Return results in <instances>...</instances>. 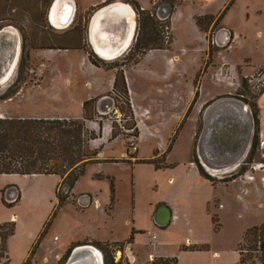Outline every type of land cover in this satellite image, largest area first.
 Segmentation results:
<instances>
[{
	"label": "rangeland",
	"instance_id": "374dc122",
	"mask_svg": "<svg viewBox=\"0 0 264 264\" xmlns=\"http://www.w3.org/2000/svg\"><path fill=\"white\" fill-rule=\"evenodd\" d=\"M55 1L0 0V30L3 27L13 29L15 31V43L18 42L20 48L16 79L12 84L7 85L6 89L0 87V104L6 105V101L15 98V103L11 101V105L5 107L11 113V119L84 120L78 118L82 115L83 105L86 101L94 100L95 103L91 106L94 120L85 122L86 128L89 131H94L97 137L94 141L97 147H93L94 142H91V149L102 152L103 147L106 146L103 144L110 145L116 141L112 147L113 149L108 152L109 155L121 157L124 153L128 154V156L124 154L119 158V163L124 160L133 162L140 150L143 157L149 156L151 152L154 156L157 155L155 159L158 160L160 167L166 164V155L180 126L183 128L181 131L183 137L179 144L182 150H185L189 144L192 124H198L200 130L198 135L200 134L204 127L203 115L201 114L197 119L191 117L193 112L198 109L201 111L204 109L205 111L210 107L214 108L218 105V102L224 101L234 104L244 103L254 124V104H257L260 109V101L264 100V93L262 94L264 91V0H236L233 8L222 21L218 19L228 6L229 0H177L175 11L167 18H171V27L169 26V28L166 23L168 20L159 17V12L162 9L168 13L170 8L162 0L152 11L147 10V13L152 12L158 18H154L156 33H159L165 42L175 38V44L170 49L165 50L167 52L157 50L148 52L150 55L144 59L145 55L139 63H135V60H139L141 57L140 50L135 49L137 38L139 34L143 36L147 32L154 31L151 29L141 31L139 21H143L145 17H139L140 9L134 4L130 3L136 11L138 25H136L134 31L136 35H134L135 38L130 48L117 59L105 60L95 52L90 40V19L94 16L96 10L90 9L86 14L77 13L74 23L68 29H57L50 22V12ZM128 1L125 0L124 3H129ZM135 1L145 5L146 8H151L153 3L152 0ZM203 14L215 18L213 22L207 20L204 22L205 31L200 30L196 24V18ZM226 26L232 28L233 31L244 33L248 37L246 46H242L241 40L238 39L237 42L241 46L236 47L234 40H231V38L234 39V34L233 32L230 33ZM258 30H262L263 35L259 36ZM220 31L228 37V40L223 44L216 37ZM205 37L206 39H204ZM13 44L14 40L11 41L10 36L8 38L6 35H0V61L13 58L14 52L10 47ZM206 45H209V47L205 49ZM185 47L189 51L187 54L183 53L184 51L182 52V48ZM172 49L177 54L175 51L174 53L168 52ZM87 52L95 55L99 61L98 66L90 62ZM181 52L185 55H181ZM143 59L144 62L142 63ZM166 61L179 67L175 75L169 76L172 79L178 77L183 81L188 80L193 78V75L201 68V72L196 79V95L190 105L191 109L188 115L181 120L176 132L172 134L169 130L178 121L177 118H156L155 108L153 109L155 102L152 104L150 101L148 102L149 97L145 93L149 90L155 96L156 84L154 85L152 81L145 80L144 77L140 76L141 69L143 72L146 70V73H149L150 76L154 75L155 78L161 79L162 74H157L155 70L165 67ZM1 68L2 64L0 62V76L2 73ZM213 68L216 69L213 70ZM209 70H212V74L207 77L205 85L212 91L215 88L219 92L230 91V93L222 94L224 96L217 95L216 98L207 101L204 105L205 108H202L203 102L199 100L202 88L199 83L202 80L203 72L208 73ZM218 72H220L222 78L212 77ZM118 74H123L125 78L128 76L131 80L133 91L127 83L130 111H128L126 103L113 94L114 80ZM183 74H185L184 77ZM248 74H252L253 77H248ZM244 82H246L245 87ZM242 94H245V97H242ZM2 97L7 99L2 100ZM160 103L163 102L160 101ZM131 111L138 128V139L128 137V127L132 126V122L128 117ZM114 130L118 134L116 139H112ZM253 130L252 145L254 138L257 137L255 124ZM143 132L145 134L144 139H152L154 142L143 144L145 140L142 142L140 140ZM262 132H264V127L261 124L258 147L250 163L246 162V159V163L244 162L236 171L219 172L213 176H220L221 179H224L223 182H230L234 178H240L247 171L251 172L250 166L253 163L264 161L262 157L264 151L260 148V134ZM104 133L109 134L108 140L100 143ZM159 142L166 145L164 155L161 156L157 150ZM194 156L197 160L196 154ZM101 162L103 161L101 160ZM106 171L116 179L117 216L120 220L107 222L103 215L99 213L96 216L85 213L72 218L71 215L65 212L61 215V221L58 220V223L50 230L45 240L46 255L44 258L39 259L32 255L25 264H66L70 256L67 258L65 255L64 258L59 259L57 250H62L68 242L84 243L87 241L86 238L100 241H123L128 238V225L124 224L123 217H126L132 207L131 199L134 190L132 170L127 164L113 163L107 165ZM261 175L263 176L264 173L258 171L256 184H248V187L254 188L258 193L260 192L258 189L264 191ZM93 181L90 182L89 177H85L81 182L80 189L91 188V184H96ZM101 184L107 188L110 182L106 181ZM14 192L16 193V191ZM50 195V191L46 193L43 204L39 208V213L36 214V228L40 219L45 217L49 211V200L47 198ZM73 196L71 197L72 203L69 202L78 208V197L74 194ZM87 200L88 198H84L82 203L87 204ZM259 200L264 203V193L259 196ZM82 203L81 206L79 205V209L89 208L91 201L89 205ZM240 214L238 220L235 214L225 218L227 226L224 228V232H226L229 241L237 240L246 226L258 225L261 218H264L262 212L259 214L242 211ZM215 221L217 222V219ZM50 227L44 228V231L47 233ZM54 234L62 237V242L58 244L57 248H55L57 242H54V247L48 246L52 243ZM256 235L254 232L248 234L247 237H244L246 241L244 240L240 245L246 264H264V251L260 250L263 242L262 234L261 232L258 233L259 237ZM93 242L89 244L102 252L104 260L110 257L117 264H133L129 258L133 253L127 243L116 245L110 242L111 245L105 247L104 250L93 245ZM73 248L70 247L69 250ZM13 264L15 263L13 262Z\"/></svg>",
	"mask_w": 264,
	"mask_h": 264
},
{
	"label": "crops",
	"instance_id": "0c3cea01",
	"mask_svg": "<svg viewBox=\"0 0 264 264\" xmlns=\"http://www.w3.org/2000/svg\"><path fill=\"white\" fill-rule=\"evenodd\" d=\"M124 1L63 0L60 12L62 13L63 9L71 8L72 4V7L75 6V20L77 13L86 14L90 9L96 10L94 16L90 19L89 32L92 46L95 48L96 45L94 41L98 36L96 37V32L93 34V28L96 22L101 20L102 25L105 26L104 29L108 30L110 27L109 24L115 21L112 15H109V17L106 16L104 19L100 17L103 10L109 7L114 6L118 7L120 10L122 9L121 12L123 16L117 13L113 15H118L121 18L125 17L124 19H118L117 22L115 21L117 29L114 28V30L122 31L127 28V23L131 22L132 25H134L135 31L136 25H138L137 14L131 4H135V2L138 1L126 0L129 3H124ZM230 1L231 0H229V2ZM152 2L151 8H146L145 5L139 2L138 5L143 10L152 11L162 0H152ZM120 5L125 6V8ZM203 16H207V14L199 15L198 17ZM74 20L71 25L74 23ZM256 24L258 25V22ZM52 25L57 28L53 23ZM69 27L67 26L66 28L68 29ZM226 27L230 33L233 32L234 39L231 38V40H234V45L236 47H240L241 45L246 46L248 37L244 33L233 31L232 28ZM3 29L5 30L2 31ZM3 29L0 30V35H6L8 38L10 36V40H14V44L10 46L12 47V52H14L13 58L0 61L2 64L0 87L6 89L7 85L9 86L12 84L17 77L16 71L19 65L20 48L18 42L15 43V31L10 27H3ZM263 31L258 30L259 36H261V34L263 35ZM216 37L222 44L228 40L227 35L222 33V31H220ZM204 39H206V37ZM238 39L241 40V45L238 44ZM174 44L175 38L172 46ZM114 45L115 42H113V46ZM208 47L209 45H206L205 49ZM174 51L175 50L172 49L168 52L174 53ZM159 52L167 51L163 50ZM182 52L185 54L189 53L186 47L182 48ZM182 52L181 55H185ZM98 55L103 58L99 53ZM149 55L150 53H148L144 59ZM15 60H17L16 64H14ZM200 69L201 68L193 75V78L184 81L178 77L174 79H172V77L169 78V76L176 74L179 67L168 61H166L165 67L157 68V71L155 70L157 74H162L161 79L155 78L154 75L150 76L149 73H146V70L143 72V70L140 69V76L144 77L145 80L148 79V81H152L154 85L156 84L157 90L155 96L154 93L149 90L145 92L146 96L149 97L148 102L150 101L151 104L155 102L153 109H156H154V112L157 114L156 118H177L178 120L170 128V134L176 132V129L180 126L181 120L188 115L191 109L190 105L195 99V84L197 76L201 72ZM214 69L216 68H213V70ZM209 74H212V70H209L208 73L204 71L202 80L199 83L202 88L201 97L199 98L200 102H203L202 108H205L204 105H206L207 101H211L216 98L217 95L224 96L222 94L230 93V91L219 92L215 88L214 91L209 89V87L205 85ZM184 76L185 74H183V77ZM212 77L220 79L222 75L218 72L215 76L212 75ZM248 77L253 76L252 74H248ZM126 78L129 88L133 91L130 78L128 76ZM242 97H245V94H242ZM11 101L15 103V98L6 101V105L0 104V119L12 118L10 116L11 113L5 108L11 105ZM160 101L164 104L160 103ZM260 112V123L264 127V100L260 101ZM201 114L204 118V127L200 134L198 135L200 131L197 126L198 124H192L189 144L185 150H182L179 145L183 137V132L181 133L182 128L176 141L172 144L171 150L168 151L166 155V164L162 168L158 169L152 164L139 163V161L155 158L153 152H151L149 156L143 157L140 150L133 162L130 160H127L128 162H120L131 167L132 182L134 185L131 199L132 207L129 209L126 217H123L124 224L126 223L128 225V238L123 241H100L86 238L87 241L84 243H77V241L68 242L67 245H64L62 250H57V252H59L57 255L59 259L64 258L70 247L76 248L83 245H91L89 243L93 241L128 244V241L133 237V243L128 244L130 251L133 253V255L129 257L133 264H151L156 258H177L178 264H241L239 249L244 241L245 234L254 227H260L264 223V218H261V222L258 225L252 227L246 226V228L241 231L242 233L240 236H242L232 241L227 239L226 232H224V228L227 226L225 218L226 216L235 214L238 220L242 211L250 213L256 212L259 214L262 212L264 214V203L259 200V196L263 195L264 191L258 189L260 190L258 193L254 188L248 187V184H256L257 172L252 173L247 171V177L254 176L253 181H249L247 177L241 178L242 175L240 178H234L230 182H223L224 179H221L220 176L213 175L219 173V171H236V169L245 162L252 147L254 124L252 123L249 110L244 103L234 104L226 101L218 102V105L214 108L210 107L205 111L204 109L202 111L198 109L193 112L191 117L192 119H197ZM78 118H84V111H82L81 117ZM108 137L109 134L107 135L104 133L103 137L100 139V143H103L105 140L107 141ZM144 138L145 134L143 132L140 139L141 142L145 140L143 144L154 142L152 139L146 140ZM115 142L110 145L103 144L106 145L100 153V160L103 162L88 165L86 174L78 181L73 190V194L78 197L79 205L80 202H83L84 198H88L87 204L91 201L89 208L83 207L84 209H79V205L77 208L72 204L63 207L35 252L33 250L34 245L42 233L45 232L44 226L50 219L55 205L58 203L56 188L61 179L58 176L44 175L0 176V225L5 223L16 224L15 234L9 238L6 256L4 259L0 260V264H13V262L15 264H25L32 255L39 259L44 258L46 255L45 240L50 230L58 223V220L61 221V215L65 212L71 215L72 218L85 213L93 216L99 213L103 215V218L107 222H116L120 220L117 216L116 195L114 203H112L111 182L107 177L114 179V181H116V179L106 171L107 165L113 163L120 164L119 162L112 161L115 159L118 160L126 154H122L121 157L109 155L108 152L113 149L112 147L115 145ZM92 146L97 147L96 142H94ZM165 149L166 145L163 142H159L157 150L160 156L164 155ZM194 154H196L197 160ZM126 155L128 156V154ZM202 169L208 176H212L213 178L211 177V180L206 178L202 174ZM89 171L92 172L90 173ZM97 176H103V179H97ZM85 177H89L90 182L94 180L96 184H91V188L80 189L81 182ZM106 181L110 182L107 188L104 187L105 185L101 184ZM261 182L264 183L262 179ZM17 190L20 200L16 203V199H14L16 194L14 191L17 192ZM49 191L51 192L50 197L47 198L49 200V211L45 217L40 219L36 228V214L39 213V208L44 201L43 198ZM4 200L9 204H14V206H6ZM167 212H171L172 217L170 223L166 226H161L158 221L159 219H163L167 215L165 214ZM216 219L217 222L215 221ZM56 237H59L58 241L55 240ZM61 238L62 237L59 235L54 234L52 243L48 246L54 247V242H57L55 246V248H57L58 244L62 242ZM1 244L2 240L0 238V246Z\"/></svg>",
	"mask_w": 264,
	"mask_h": 264
},
{
	"label": "trees",
	"instance_id": "16d2710c",
	"mask_svg": "<svg viewBox=\"0 0 264 264\" xmlns=\"http://www.w3.org/2000/svg\"><path fill=\"white\" fill-rule=\"evenodd\" d=\"M171 8L172 14L174 12L175 4L177 0H164ZM236 0H231L219 17V21H222L227 15L229 10L234 6ZM139 11V17L145 18L139 21L141 31L144 29H151L154 32L145 33L143 36L139 34L135 49L140 50L141 57L139 60H135V63H139L140 60L148 54L150 51H163L170 49L174 43V39L167 42L156 33V25L154 18L158 19L152 12L142 10L137 2L134 4ZM148 15V16H147ZM147 17V18H146ZM213 16H203L196 18V24L200 30L205 31L204 22L214 21ZM167 27H171V18L167 19ZM166 20V21H167ZM151 21V23H149ZM90 62L98 66L99 61L96 59L93 53L87 52ZM123 67V65H122ZM246 82H244L245 87ZM247 93V92H246ZM264 91L262 92V94ZM113 94L117 95L119 99L123 100L128 111L131 110L130 100L128 97V87L126 78L123 74H118L114 80ZM7 99L2 97V100ZM94 100L86 101L83 105L84 120H70V119H0V176L1 175H22V176H58L61 181L56 188V198L58 200L55 205L50 219L45 224V228H49L53 221L57 218L60 210L68 204H71V197L73 196V190L76 187L78 181L86 174L87 167L90 164L101 163L99 158L101 151L92 150L91 142H94L97 137L94 131H89L86 128L85 122L93 121V111L91 106L94 104ZM129 120L132 122V126L128 127V137H139L137 125L134 121L133 112H129ZM254 124L257 137L254 138L252 150L250 156L246 162L252 160L253 154L258 147V135L260 132V109L257 104H254ZM182 127L177 130L175 137L172 140L169 151L172 148V144L176 141L179 132ZM118 137L117 132L113 131L112 139ZM157 155H155L156 157ZM112 162H119V160H113ZM123 162H128L124 160ZM245 162V163H246ZM141 164H152L156 168H162L158 164L157 159L139 161ZM245 167V166H244ZM202 174L208 178L206 172L202 169ZM97 179H103V176H97ZM111 182L112 203L115 200V181L114 179L107 177ZM20 200V196L15 201ZM71 201V203L69 202ZM4 204L8 207H13L14 204H9L4 200ZM16 231V224L5 223L0 225V238L2 244L0 246V260L4 259L7 252V243L10 237L14 236ZM254 232L258 236L261 232L262 240L260 250L264 251V223L260 227H254L247 231L245 237L248 234ZM46 232L42 233L36 244L34 245V252L39 248ZM246 241V238H244ZM134 238L128 241V244H132ZM116 245L118 243H115ZM93 245L103 248L110 246V242H93ZM240 250L241 264H246L242 255V249ZM71 249L67 252V258L71 254ZM5 254V255H4ZM106 264H117L114 259L108 257L105 260ZM119 264V263H118ZM151 264H178L177 258H156Z\"/></svg>",
	"mask_w": 264,
	"mask_h": 264
},
{
	"label": "bare ground",
	"instance_id": "6f19581e",
	"mask_svg": "<svg viewBox=\"0 0 264 264\" xmlns=\"http://www.w3.org/2000/svg\"><path fill=\"white\" fill-rule=\"evenodd\" d=\"M62 1L63 0H57L55 2V4L53 5L52 12L50 14L51 22L54 25H56L57 28H59V29H63V28L67 27V26L65 27V24L70 22V18H72V15L70 14V10L74 11V7H72L73 5L71 4V8H69L68 10L67 9H65V10L63 9L62 13H61L60 12V9H61L60 7L62 5ZM120 6H123V5H120ZM123 7L125 8V6H123ZM121 10L118 7H114V6L113 7H109L107 9L103 10V12L100 14L101 15L100 17L102 19H104L106 16L109 17V15H112V18H113V16L114 17L116 16V15H113V14H116V13L118 15L120 14L121 16H123ZM114 25H115V21H114V23H110L109 24L110 27L108 28V30L110 31L111 34H109V31L107 29H104L105 26L102 25V21L101 20L96 22V24H95V26L93 28V34H95V32H96V35L98 36V39H99V43H97L96 40L94 41V43L96 45L95 50L103 58L109 59V60L115 59L114 58L115 54H113V52L115 51V49L117 47V45L113 46V43H112V46H111L109 36H113V37L116 36L117 39L121 37V30H114ZM129 33H130L129 37H125L124 40H123V41L126 42V47L129 46V44L132 41V37L134 36V25H132V23H131V27L129 28ZM115 41L118 42V40H115ZM119 43H120V40H119L118 44ZM16 63H17V60L14 61V64H16ZM219 172H222V171H219ZM95 253H96L97 257H99V259L102 260V254L99 251V249L97 250V252L95 251ZM85 264H86V262H85ZM99 264H102V262L99 261Z\"/></svg>",
	"mask_w": 264,
	"mask_h": 264
},
{
	"label": "water",
	"instance_id": "95a60500",
	"mask_svg": "<svg viewBox=\"0 0 264 264\" xmlns=\"http://www.w3.org/2000/svg\"><path fill=\"white\" fill-rule=\"evenodd\" d=\"M55 2L53 3V5L55 4ZM53 5H52V8H53ZM52 8H51V11H52ZM74 9H75V6H74ZM70 14L72 15V18H70V22L65 24V27L66 26L69 27L71 25V23L73 22V20H74L75 12L73 10L72 11L70 10ZM171 14H172V8L170 7L168 13H167L166 10L162 9L159 12V17H160V19H164V18L167 19L169 17V15H171ZM120 18L121 17L117 15L116 17H114V20L117 22L118 19H120ZM124 18H121V19H124ZM115 25H114V28L117 29ZM126 27H127L126 29L121 31V37L120 38L117 39L116 36H114V37L113 36H109L111 46H112L113 42H115V45H117L115 51L113 52V54H115V57H114L115 59L120 57L128 48H130L131 43L133 42V40L135 38L133 36L131 43L129 44V46L126 47V42L123 41V40H124L125 37H129V35H130L129 28L131 27V23H127ZM109 33H110V31H109ZM134 35H136V34H134ZM96 37H97V35H96ZM95 40H96L97 43H99V39L98 38L97 39L95 38ZM115 40H118V42L120 40V43L118 44V42L115 41ZM15 194H16V197H14V199L17 200V197H19L18 196V190H17V192ZM10 200H12V199H10ZM81 203L82 202H80V204ZM87 205H89V204H87ZM165 214H167V215L163 219H161V220L159 219V221H158L161 226H166V225H168L170 223V220H171V217H172L171 216V212H167ZM97 250L98 249L96 247L92 246V245L79 246V247H77L76 249L73 250V252L71 253V255H70V257H69V259H68L66 264H85V262H86V264H99V261H101L102 264H105L104 256H103V254H102V252L100 250L99 251L102 254V260H100L99 257H97V255L95 253V251L97 252Z\"/></svg>",
	"mask_w": 264,
	"mask_h": 264
},
{
	"label": "built area",
	"instance_id": "2783aa9c",
	"mask_svg": "<svg viewBox=\"0 0 264 264\" xmlns=\"http://www.w3.org/2000/svg\"><path fill=\"white\" fill-rule=\"evenodd\" d=\"M260 135H261L260 148L264 151V132H262ZM262 157L264 158V153H262ZM250 171L252 173L253 172H258V171L259 172L262 171L264 173V161L253 163L250 166ZM248 172L246 174H244L241 178H246ZM225 173H229V172H225ZM247 179L249 181H253L254 180V176H249V177H247ZM262 181L264 182V176L262 177ZM55 240L58 241L59 237H56Z\"/></svg>",
	"mask_w": 264,
	"mask_h": 264
}]
</instances>
